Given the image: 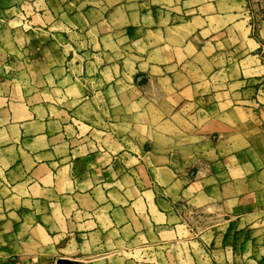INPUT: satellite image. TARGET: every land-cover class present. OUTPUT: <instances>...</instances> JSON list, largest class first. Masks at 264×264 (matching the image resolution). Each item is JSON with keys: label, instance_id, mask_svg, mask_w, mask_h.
I'll use <instances>...</instances> for the list:
<instances>
[{"label": "crops", "instance_id": "0c3cea01", "mask_svg": "<svg viewBox=\"0 0 264 264\" xmlns=\"http://www.w3.org/2000/svg\"><path fill=\"white\" fill-rule=\"evenodd\" d=\"M41 1L0 0V264H55L57 258L66 264H188L177 257L193 259L198 253L191 247L205 238L190 232L186 219L210 224V243L222 241L218 224L239 229L246 241L263 238L264 86L253 83L264 82V10L252 35L236 7L221 10L225 0H133L131 10L125 0H99L100 9L112 8L122 21L116 30L133 34L132 44L145 43L143 32H165L132 55L148 72L154 68L141 74L148 84L165 83V110L190 113L180 128L168 127L170 115L148 120L140 140L134 132H109L96 115L87 123L76 118L79 99L61 83L77 78L65 67L74 59L57 62L44 56L43 45L28 54L31 30L23 17H44ZM224 15L229 21L220 25ZM237 25L245 28L243 53L221 51L223 36ZM96 30L102 48L108 28ZM208 45L203 59L211 69L187 75L188 49L198 53ZM173 65L181 70H168ZM33 78L51 83L31 86ZM100 78L107 81L102 72ZM104 89H87V99L107 95ZM102 110V104L93 108ZM138 142L148 150L141 152Z\"/></svg>", "mask_w": 264, "mask_h": 264}, {"label": "rangeland", "instance_id": "374dc122", "mask_svg": "<svg viewBox=\"0 0 264 264\" xmlns=\"http://www.w3.org/2000/svg\"><path fill=\"white\" fill-rule=\"evenodd\" d=\"M123 2L127 5L128 10L132 9L133 0H125ZM99 3V0L41 1L38 8H45L46 10L44 17L41 16L42 19L38 14L36 16L29 14L23 17V20L26 19L28 30H31V33H29L30 42L28 54L32 56L35 55V51L37 50L36 46L43 45L41 51L44 56L54 57L57 62L63 61L64 57H67L68 60L70 57L74 59L71 63L69 62V64L65 65V67L69 66L68 71L77 78L64 80L61 83L67 91L79 99V106L75 112V116L80 121H85L87 123V117H89L90 114L92 118L96 115V120L100 119L102 122H108L105 126L108 127L107 129L109 132L113 130L121 133V135L134 132L141 137L139 138L140 140L146 138V129L142 125H148V120L158 121V117L160 116H162L161 118L163 119L164 115H168V117L170 115L168 127L180 128V124L185 122L184 120H186V118L187 120L190 119V113L179 111L169 113V111H166L165 108H169L170 104H165V99L162 96L165 83L163 81H156L148 84L147 79H145L146 76H141L143 73L147 74L145 65H137L138 60L136 59L139 56L132 55L136 54L135 51H140V49L145 48L148 45V41L155 43L165 32H158L156 34L143 32L142 35L145 37V43L133 42L132 44V33H125L123 26L122 30H116L119 28L118 24L122 21H116L118 16L114 13V10L112 8L104 9V7L101 8L104 10H101ZM233 6L240 12L239 18L241 20H246L247 23L245 26L247 28L249 27V29L251 27V34L253 35L255 22H257L259 18L257 13H259V10H264V0H225L220 3L221 10L225 12L231 11V7ZM224 11L223 13H225ZM228 18L229 17L226 15L221 16L219 19L220 25L227 23L229 21ZM35 25H39L46 30L48 25L57 27L60 31L59 35L54 34L52 36L49 32L47 33L45 31L36 33L29 27ZM105 25L108 30L105 31L106 35L102 38V48H100L99 45L101 41H99V30L96 29L101 28V26L103 28ZM66 26L71 28V31L64 32L60 30L65 29ZM87 27L89 28V32H87ZM234 31L235 33H229L223 36V47H220V50L224 51L230 48L233 53L235 52L236 55H239L242 54L244 50L245 28L243 25H237ZM168 34H171L172 39L175 40L177 36L176 33L173 32ZM233 44H236L235 48L231 47ZM211 47V45H208L207 48L198 53L195 52L194 48L188 49V54L191 56L193 62L185 66L187 69L185 73H187V75L195 77L197 73L205 74L211 69L213 64L205 63L203 59L208 55ZM87 50L89 52H87ZM100 50L102 51L101 54H99ZM172 53L177 57L179 56V54L174 51ZM252 54L254 57H257L254 55V52ZM87 56L89 61L88 64ZM98 59H101V65L97 64ZM117 59H123V61L118 63ZM202 59L203 63H199ZM178 66L179 65H173L169 67L168 70L173 68L174 72H178L181 70ZM246 66L249 65L246 64ZM251 66L253 68L259 67L258 64L253 65L250 62V67ZM59 68L60 67L56 68L57 74L60 73L57 70ZM44 69H46V65H44ZM151 70L155 71L154 68ZM29 71H31L33 77H36L39 72V70L34 67ZM101 72L104 74V77H107V81L105 78H100ZM87 76H90V79H87ZM182 81L184 80L178 81L177 79V83ZM28 83L31 86L39 87L41 85L47 86L51 81L45 78L44 80L33 78L29 80ZM259 84V81H255L253 87L259 86L263 88L264 82L262 83L263 85ZM106 88L109 89L107 95L103 94L99 96V94H97L87 99V89L94 91L104 89L103 91H105ZM135 88L138 89L137 91L140 89V91L133 92L132 90ZM117 93H120V96H118ZM135 93L141 94L142 97L140 95L139 98L135 99ZM151 103L155 105L154 109H152L153 106ZM100 104H102L103 107L102 113L94 112L93 108ZM185 127L186 125H184V128ZM138 144L141 148V152L148 150V143L138 142ZM135 147H137V145ZM186 222L187 224L185 223V227L194 235L199 232L204 233L203 238L205 239H203L204 243L202 242L204 246L199 243L196 248L191 247L193 248V252L198 253L197 255H192L193 259L189 256H181L177 257V260L188 261V264H264V235L263 238L260 237L252 241H246L247 238L243 239V233H241L239 229L231 225L218 224V228L214 229L218 230L217 232H219L220 236L224 234V236H221L222 241L216 239V242L210 243L209 239L213 236V228H211L210 224L206 222L200 224L197 221L193 222L189 219H186ZM215 227H217V225ZM207 247L212 249L208 250ZM128 254L129 255L126 256H129L128 258H140L135 254ZM58 259L64 258H57L55 264H57ZM60 264H62V262Z\"/></svg>", "mask_w": 264, "mask_h": 264}, {"label": "water", "instance_id": "95a60500", "mask_svg": "<svg viewBox=\"0 0 264 264\" xmlns=\"http://www.w3.org/2000/svg\"><path fill=\"white\" fill-rule=\"evenodd\" d=\"M62 262V264H66L67 260L66 259H58L57 260V264H60Z\"/></svg>", "mask_w": 264, "mask_h": 264}]
</instances>
